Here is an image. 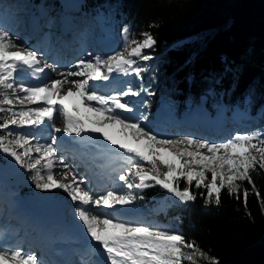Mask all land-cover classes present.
<instances>
[{
	"label": "snow or ice",
	"instance_id": "obj_1",
	"mask_svg": "<svg viewBox=\"0 0 264 264\" xmlns=\"http://www.w3.org/2000/svg\"><path fill=\"white\" fill-rule=\"evenodd\" d=\"M128 32L125 27V42L120 51L106 58L89 53L91 59L81 57L67 70H60L57 65L42 61L38 51L17 43L19 37L0 26V113H8L0 123L3 132L0 153L32 173L29 178L36 189L43 192L59 189L70 197L75 205L74 220L79 221L77 227L86 243L81 264H199V261L220 264L183 234L134 216V209L129 206L138 197L133 190L158 185L170 194L169 199L175 197L181 204H187L197 199L191 191L195 183V188L206 190V195H201L207 207L213 201L220 203L223 189L233 195L241 188L237 182L247 181L264 208V199L260 198L250 174L264 170V131L236 133L219 143L190 136L169 139L144 126L146 114L124 115L138 111L137 102L126 97L154 93L143 85L139 89L129 85L126 90L105 93L94 82L110 81L114 79L113 73L142 80L148 68L139 61L154 59L144 50L153 48L157 41L148 32L141 33L142 40L129 37ZM206 39L197 35L188 41L175 42L172 48L180 50L190 44H203ZM193 59L194 56L190 57L186 64ZM45 69L60 78L51 79ZM25 77L41 83H29ZM139 103L149 106L146 101ZM15 105L20 108L17 110ZM57 122L63 127H57ZM11 126L30 131L16 132ZM65 136L71 140L65 141ZM85 141H95L98 148L125 161L127 172L118 175L122 182L119 192L115 189L93 192L88 187L90 182L78 176L65 158L58 155L63 144L82 145ZM56 167L67 170L58 173L60 180L55 178ZM208 173L211 180L205 184ZM181 180L185 183L183 189L179 186ZM243 195L246 206L247 188ZM5 241L6 234L0 232V264H43L34 253L10 247Z\"/></svg>",
	"mask_w": 264,
	"mask_h": 264
},
{
	"label": "trees",
	"instance_id": "obj_2",
	"mask_svg": "<svg viewBox=\"0 0 264 264\" xmlns=\"http://www.w3.org/2000/svg\"><path fill=\"white\" fill-rule=\"evenodd\" d=\"M83 9L101 12L122 32L127 27L129 37L142 40L141 33L148 32L156 39L153 48L144 50L154 59L139 61L148 71L142 80H133L135 86L144 84L154 93L145 99L149 106L143 110L153 114L164 105L180 113L207 96L209 105L224 102L243 109L248 121L253 117L252 128L264 131V0H84ZM197 35L206 41L172 48L175 42ZM7 117L8 113H0V123ZM250 174L264 199V170ZM237 183L238 193L229 195L223 189L220 203L213 201L207 207L201 195L206 190L195 188V183L191 191L197 199L187 204H175L158 185L137 195L143 197L145 210L161 208L159 220L175 221V232L220 264H264V208L252 185ZM179 186L185 187L183 180ZM162 199L167 200L165 206H159Z\"/></svg>",
	"mask_w": 264,
	"mask_h": 264
},
{
	"label": "rangeland",
	"instance_id": "obj_3",
	"mask_svg": "<svg viewBox=\"0 0 264 264\" xmlns=\"http://www.w3.org/2000/svg\"><path fill=\"white\" fill-rule=\"evenodd\" d=\"M9 3L5 4L4 0H0V26H2L4 29L8 30L10 32V34L18 36L20 39H18L17 42H19L20 44H22L23 40L24 41L26 40V43H28L29 40L26 39V38H28V36L26 35V32H25V25L29 24V28H31V26H32L31 25L32 22L30 21L31 11L39 8L40 6L42 8V9L39 8L40 14L44 18H46L47 16L50 17L54 14V16L51 17L50 19H48V21H47L48 28L53 27L55 30L57 29L56 18L59 19V22L61 19L60 17H58V15L55 16V14L58 13L57 10L60 8L59 0H50L49 4L44 2V3H41V5H39V3H36V0H24V1L23 0H9ZM78 4H79V6H76L75 9H78V8L81 9L80 15L84 16V17L78 16V18L80 20H82V19H85V20L80 21L79 19H77L76 24H75V28H77V26H79V29L81 30V27H80L81 24H86V28H84V32H82L80 34H79V32H76L75 28L73 30L68 31V33H70L73 36V39L74 40L76 39L78 42L74 41V43L70 44V42L67 43V38H64V39L59 38L57 40L53 37L56 41H59V42L64 44L62 46L63 49L66 46L68 48H71V50L69 51V53H71L73 51L71 53V55H73V53H78V55H79L77 57L78 59L77 58H75V59L70 58L73 56H69L68 55L69 53H67L68 52L67 50H66V53H63V51H62L63 49H62L61 50L62 55L60 54V52L58 50L53 52V49H52L53 45H50L51 41L49 40V38L53 34H50L49 30L46 29L45 25L40 23V19H38V18L35 19V22H39L38 26L40 27V29L42 28L41 29L42 33L40 35H38V37H37L38 42L37 41L33 42L34 49H36L37 51L41 50L43 55L48 58L47 61L46 60L44 61L48 64L53 62V58L57 59L58 61H61V63L58 65V67H60L62 70H67L72 64H74L81 57H83L85 60L91 59V56H89V53H91L92 56L101 55V56H104L106 58L108 55H111L117 51H120L123 48L124 42H125V36L121 32V30L119 29V30L115 31V39H114L115 44L112 47L106 48V49L97 48L96 50L92 51V48L94 47L95 42L103 39L106 36V34H105L106 30L105 29L108 26L101 27L102 22L104 21V17L100 13L97 15H94V13H92L89 9H87V10L83 9L84 0H78ZM52 18L54 19L53 21L51 20ZM9 25H14L13 26L14 31L9 29ZM55 30H53V32H55ZM80 38H81V40H80ZM21 39H22V41H21ZM40 39H42V40H40ZM71 40L72 39H70V41ZM79 40H80V42L83 41L82 47L79 46V44H80ZM41 45H43V48L41 47ZM54 47L58 48L59 45L54 46ZM53 54H55V56H52ZM68 58H70V59L68 60ZM63 60H65V61H63ZM73 70H75V69H73ZM113 76H117V75L113 73ZM25 79H28V78L25 77ZM72 79L78 80V79H82V77H72ZM133 80H135L134 76H131V75L127 76V77L121 76L120 80L116 81L109 88L104 89L103 92L111 93L113 89H115L116 91H123V90H126V88L129 85L135 89H139L141 85L135 86L133 84ZM46 82L47 81H44V83H46ZM142 85L144 86V84H142ZM147 97H148V95L145 93H142V95L140 97H126L125 99H127V100L137 102L136 107L138 108V111L136 113H131V114L125 113L124 115L139 116L141 113L146 114L148 119L143 121L144 126L146 128H148L149 130H151L154 134H156L162 138L176 139V138H180L183 136H190L192 138L203 139V140H206V141L212 142V143H219V142L227 141L229 138L234 136L236 133H251V132L257 131V129L252 128L253 124H251V120L253 119V117H249V121H250L249 122L248 121L249 115L243 109H240L239 107H233L232 108L224 102H220V103L217 102L215 104L209 105V103H208L209 99L207 96L200 97L199 102L192 105V106L186 105L188 108L186 107L184 109V112H182L179 115L174 111V109H171V108L164 106V105L160 106L156 110L155 113L149 114L147 111L143 110L142 105L139 103L140 101H145V99ZM37 106L38 105H29L28 107H37ZM2 107H7V105H3ZM201 107H203V108H201ZM15 108L18 110L20 108V105H15ZM198 110L204 111L203 113L206 114V118L204 116H202L201 113L197 114L195 112V111L198 112ZM208 110H210V111H208ZM161 112H163L166 115L165 118L160 119L158 117ZM192 112H193V114H191ZM195 114H197V115H195ZM218 116H220V117L218 119H216L215 121L214 120H211V121L208 120L211 117H218ZM245 116L247 119L244 121ZM205 120L207 123L205 122ZM172 121H180V122H179V124L175 125L174 122H172ZM246 121L249 124H247L245 126L242 125V123H245ZM215 123H221L222 125H220V129L227 127V130L220 133V134L217 132H212L211 136H213V138H208V136H206V134H205V133H207L206 129L208 128V129L212 130V128H209V127L213 126ZM207 124H210V125H207ZM56 126L57 127H63L62 123H60V122H57ZM11 130L16 131V132L23 131L25 133L30 131V129H27V128L19 129V128H16L15 126H11ZM214 130H219V128H215ZM47 131L50 132V129H48ZM2 134H3V132H1L0 135H2ZM41 142H43V141H41ZM87 142H89V141H87ZM72 147H71V149H72ZM84 147L85 148H83V150L86 149L87 151H90L92 149L87 144ZM73 152H75V150H73ZM84 153H86V151H84ZM0 154L5 158V162L0 163V187L6 193V194H4V193L2 194V205L3 206L6 203H8V200H16V199H18V201H20L21 203L24 202L23 205H26L29 202L49 203L50 199H51L52 192L54 191V193L57 195L55 205H64L66 203V206L64 207V211L61 210V211H58V213H56V215L58 217H61V215L63 213V218H65V220H66L64 222L68 221V224H67L68 227H64V228L70 229L71 227H76L77 224H79L78 220H74V211L73 210L75 208V205L72 203L70 198H67L68 197L67 193H64L62 190H59V189L52 190L50 192H43V191H40L39 189H36L35 185L32 183L31 179L29 178L32 175V173L25 171L24 169H21L18 165H15V161L11 160L10 157H5V155L3 153H0ZM58 155L60 156L61 154L58 153ZM73 155H70L71 156L70 158L72 161L71 162L66 161V164H68L70 166V168L73 169L78 174V176L84 177L86 179V182H88L90 179L89 176H91L90 173H89V176L87 175V173L89 171V167L87 165H85V167H82V169L79 171V168L77 166L78 164L76 163L77 160L74 158ZM76 168H78V169L76 170ZM56 169H57V167L54 168V171ZM63 171H67V170L62 169V170L57 172V174L55 175V178L57 180L61 179V176L58 175V173H61ZM93 172H95L94 175L98 173L96 169H94ZM126 172H127V165H126L125 161L119 160L118 167L111 174L110 182L112 184L108 185L104 189H100V190L96 189V190H94V191L92 190V191L93 192H101V191H107V190L115 189L116 191L119 192L121 190L120 185L122 184V182H121V184L114 183L115 178H117L119 174H123ZM210 180H211V174L208 173V178L205 180L204 183L207 184L208 182H210ZM90 186H88V187L90 188ZM123 190L127 191L126 188ZM137 192H139V190H135V189L133 190L134 195H136L138 198L136 199L134 204L130 206L134 209V212L132 214L145 223L154 225L156 227H164L170 231L175 232V229L178 226H175L171 223L165 224V223L158 221L157 219L149 218L150 216H146V212L148 215H153V214H155L154 211L149 210V209L146 211L145 210L140 211L139 206H141L142 208H144V207L142 206L143 202L141 201V199H139ZM21 203H19V204H21ZM16 204H18V203H16ZM166 204H167V200L162 199L159 206H165ZM5 211H7V210H5ZM44 212L46 213L45 210H44ZM60 222H61V219H60ZM60 225L63 226V225H65V223L62 222V223H60ZM15 227L17 229L16 233H21L18 225H15ZM20 236H23V235H20ZM16 247H17V245L14 246L13 248H16Z\"/></svg>",
	"mask_w": 264,
	"mask_h": 264
},
{
	"label": "bare ground",
	"instance_id": "obj_4",
	"mask_svg": "<svg viewBox=\"0 0 264 264\" xmlns=\"http://www.w3.org/2000/svg\"><path fill=\"white\" fill-rule=\"evenodd\" d=\"M5 1V4L6 3H9V0H4ZM24 1V0H23ZM10 4V3H9ZM40 5V4H39ZM19 7V6H18ZM39 8H41V6L39 7ZM39 8H37V9H35V10H33V12H31V22H32V24H34V25H36L39 29L38 30H36L35 28H36V26L35 27H33L34 29H32V28H29V26H28V24H26L25 25V32H26V35L28 36V38H26L27 40H29L28 41V43H26V40L24 41L23 40V42H22V44L23 45H25V47H28V48H31V49H33V50H36V49H34V44H33V42H35V41H37V37H38V35H40L42 32H41V29H40V27L38 26V23L39 22H35V19L36 18H38V19H40V23H42V24H44L45 25V27H46V29L47 30H49V32H50V34H53L50 38H49V40L51 41L50 43V45H53V47H52V49H53V52L54 51H59L60 52V54L62 55V51H63V53H66V50L68 51L67 53H69V51L71 50V48H68L67 46L66 47H64V49H63V43H61V42H59V41H56L55 39H59V38H62V39H64V38H67V43H69L70 42V44H72V43H74V41H76V42H78L76 39L74 40L73 39V36L70 34V33H68V32H66V34H65V36L63 37V36H61V35H58V33H56V32H53V30H54V28L53 27H49L48 28V26H47V21H48V19H50L51 17H53L54 16V14L52 15V16H50V17H46V18H44L43 16H41V14H40V9ZM42 9V8H41ZM44 9V8H43ZM52 9V8H51ZM58 12H59V9L57 10ZM57 14H55V16H56ZM82 17H84V16H82ZM81 17V18H82ZM79 19V18H78ZM80 20V19H79ZM85 19H82V20H80V21H84ZM13 26L14 25H9V29H11V30H13L14 31V28H13ZM81 30L79 29V26H77V28H75L76 29V32H79V34L80 33H82V32H84V28H86V24H81ZM51 28V29H50ZM81 31V32H80ZM52 32V33H51ZM55 39H54V38ZM110 37H106L105 39H103V41H100V43H101V45L105 42V41H107L108 39H109ZM20 39V38H19ZM70 39H72L71 41H70ZM40 40H42V39H40ZM80 40H81V38H80ZM80 40H79V42H80ZM21 41H22V39H21ZM87 41V40H86ZM109 41V40H108ZM38 42V41H37ZM83 42V41H82ZM82 42H80V44H79V46L80 47H82L83 46V43ZM17 43H19V42H17ZM59 45V47L58 48H56V47H54V46H58ZM96 46V45H95ZM41 47L43 48V45H41ZM97 48H100V47H97L96 46V48H92V51H94V50H96ZM63 49V50H62ZM62 50V51H61ZM37 51V50H36ZM73 52V51H72ZM71 52V53H72ZM76 52V51H75ZM38 53L41 55V58H42V61H47V57L46 56H44L43 55V53L41 52V50L40 51H38ZM71 53H69L68 55L69 56H73V57H70V58H77L79 55H78V53H73V55H71ZM46 54V53H45ZM52 56H55V54H53ZM53 58V57H52ZM56 58V57H55ZM70 58H68V60L70 59ZM51 59V58H50ZM78 59V58H77ZM52 60V59H51ZM63 61H65V60H63ZM61 63V61H58L57 59H54L53 58V62L52 63H50V64H55V65H59ZM60 68V67H59ZM60 70H62L61 68H60ZM45 72L48 74V76L49 77H51V79H57V78H60V77H58L55 73H52L51 72V70L50 69H45ZM70 79H72V77L70 78ZM83 79V78H82ZM79 80V79H78ZM44 82V81H43ZM48 82V81H47ZM36 83H41V81H35V80H33V84H36ZM91 83H93V82H91ZM94 83H96V84H98V85H100L101 87L103 86V83H102V81H100V82H94ZM69 87H70V85H69ZM103 88H104V86H103ZM201 108H203V107H201ZM197 114L199 113H201V112H203V111H201V110H198V112L197 111H195ZM194 112V113H195ZM191 114H193V112L191 113ZM197 114H195V115H197ZM201 117V116H200ZM220 116H218V117H211L210 119H208L209 121H211V120H216V119H218ZM206 118V117H205ZM172 122H174V124L176 125V124H179V122L180 121H172ZM205 122H206V120H205ZM61 123V122H60ZM207 123V122H206ZM248 122L246 121L245 123H242V125H245V124H247ZM211 124V123H210ZM210 124H207V125H210ZM220 125H222L221 123H215L213 126H211L210 128H212V132H217V133H222V132H224V131H226L227 130V127L226 128H223V129H220ZM241 125V126H242ZM240 126V127H241ZM62 128V127H61ZM215 128H219V130H214ZM212 132H209L208 134L207 133H205L206 134V136H208V138H213V136H211V133ZM94 135H99V134H94ZM66 137V136H65ZM100 139L101 140H103V137H100ZM104 143H107V141H104ZM85 144H90L91 145V150L90 151H87L86 149H84V150H82V151H78V150H76L75 148V152H73L72 153V150H69L68 148H67V145H65V144H63L62 146H61V150H60V154L65 158V163H66V161H69V162H71L72 160H71V156L70 155H73L74 154V158L78 161V159H77V157H79V156H81L82 155V153H83V155H86V156H88L89 157V159H90V162L91 163H95V167H97V164H98V166H99V157L98 156H96V155H94V152H95V150L96 149H98V147L97 146H94L95 145V143H93V141L91 142V141H89V142H85ZM93 144V145H92ZM72 146V145H71ZM93 146V147H92ZM84 151H86V153H84ZM60 155V156H61ZM125 155H127V154H125ZM121 158H119L118 156H114V159H113V161H119ZM77 166H78V168H79V171L82 169V167H83V165L80 163V162H77ZM110 166H111V164L110 165H108V166H105V167H103V168H101V170H100V172H98V174H95L94 175V177H92V178H90V180L88 181V182H90V183H88V186H90V188H91V190H100V189H104L105 187H107L108 185H110V184H112L111 182H110V180H111V172H109L108 174H105V173H103V170L104 169H111L110 168ZM78 168H76V170L78 169ZM63 168H61V167H57V169L54 171V174H57V172L58 171H60V170H62ZM89 172H91V170H89ZM76 173V172H75ZM95 173V172H94ZM69 180H71V177H69L68 178ZM114 183H119V184H121V182L118 180V177L117 178H115V182ZM98 184H102V187L100 186L99 187V185ZM56 197H57V195L54 193V191L52 192V195H51V199H50V202L49 203H33V202H29V203H27L26 205H23V203H21L20 201H16V202H13V204L14 205H16V206H12V207H15V209L17 208V205L19 204V203H21L22 204V206H24V207H26L27 209H28V211H29V213H30V215H29V217H32V215H31V213L33 212V211H35V210H39V211H41L42 213H43V215L44 216H46V213L47 214H49V216L50 217H45L46 219L45 220H47V222H48V228H50V230H51V232H48L47 231V234H45V235H40V236H35L34 234L32 235V234H30L31 232H30V229H29V227L27 228V227H25V224L24 223H22V224H20V232L21 233H16V232H14V231H17V229L16 230H12V231H9V232H4L3 230H4V226L3 225H1L0 226V232H3V233H5L7 236H10L11 237V239H15L16 240V243H19V244H21V245H23V246H32V247H34L36 250H37V252H38V256L39 257H41V252H42V248L43 247H47L48 245H50V243L52 242V240H60V239H62V240H66V241H71V240H74V241H80V240H85L84 239V236H82V234L80 235V233H78V228H76V229H73L72 227L70 228V229H68V228H64V227H68V225L67 226H62V225H60V223H65V224H68V221L67 222H64V221H66L65 220V218H63V213H62V215H61V217H58L57 215H56V213H58V211H61V210H63L64 211V207L66 206V203L64 204V205H55V202H56ZM67 198H70V197H67ZM16 203H18V204H16ZM21 204H19V205H21ZM130 207V206H129ZM130 208H132V207H130ZM133 209V208H132ZM44 210L46 211V213L44 212ZM15 211V210H14ZM14 211H11L10 213L11 214H9V215H13V216H16V212H14ZM7 216V217H10V216ZM65 217V216H64ZM61 219V222H60V219ZM67 218V217H66ZM25 222V221H24ZM27 223H28V221H26ZM78 225V224H77ZM59 228V229H57V228ZM16 228V227H15ZM29 229V230H28ZM60 232V234H59V236H57L55 233H54V231L53 230H55V232L57 231V230ZM27 230H28V232H27ZM38 230V233H41V229L40 228H38V229H35V231H37ZM20 235H23V236H20ZM88 239H90V237L88 238ZM72 249H73V253H72V260H71V262H69L68 264H79L80 263V258L78 257V249L76 248V247H72ZM86 251V250H85ZM84 251V252H85Z\"/></svg>",
	"mask_w": 264,
	"mask_h": 264
},
{
	"label": "water",
	"instance_id": "obj_5",
	"mask_svg": "<svg viewBox=\"0 0 264 264\" xmlns=\"http://www.w3.org/2000/svg\"><path fill=\"white\" fill-rule=\"evenodd\" d=\"M171 199H172L176 204L179 203V201H178L175 197H171Z\"/></svg>",
	"mask_w": 264,
	"mask_h": 264
}]
</instances>
